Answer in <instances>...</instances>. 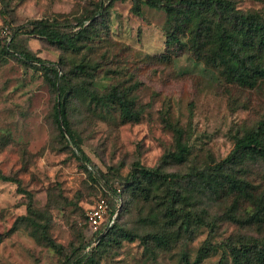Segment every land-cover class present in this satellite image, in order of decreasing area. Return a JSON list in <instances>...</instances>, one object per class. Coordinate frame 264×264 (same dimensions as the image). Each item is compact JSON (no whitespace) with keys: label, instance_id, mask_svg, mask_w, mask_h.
<instances>
[{"label":"rangeland","instance_id":"obj_1","mask_svg":"<svg viewBox=\"0 0 264 264\" xmlns=\"http://www.w3.org/2000/svg\"><path fill=\"white\" fill-rule=\"evenodd\" d=\"M135 1L0 0V175L12 179L0 176V264H233L232 244L264 243V221L243 227L231 218L233 198L184 207L193 210V233L153 222L149 204L133 200L127 188L121 211L119 194L136 163L179 174L181 186L196 192L193 172L215 167L236 137L264 123V81L254 89L228 83L196 61L185 39L169 47L166 11L138 0L137 15ZM231 1L243 12L264 13V0ZM35 21H48L47 33L72 37L74 45L33 33ZM23 51L53 63L73 84L105 94L128 89L140 121L122 124L119 108L94 109L86 92L74 94L69 112L79 150L61 136L58 95L43 66L25 61ZM79 65L85 74H74ZM165 118L188 132L192 153L185 164L169 159L175 140ZM245 173L264 190V162ZM100 199L109 207L106 223L119 208L115 223L133 240L101 245L106 223L96 233L88 222ZM233 213L247 217L240 204ZM155 234L171 241L169 250L155 244ZM205 247L210 253L201 256Z\"/></svg>","mask_w":264,"mask_h":264},{"label":"trees","instance_id":"obj_2","mask_svg":"<svg viewBox=\"0 0 264 264\" xmlns=\"http://www.w3.org/2000/svg\"><path fill=\"white\" fill-rule=\"evenodd\" d=\"M148 4L161 7L167 13L171 28L166 41L169 47L182 43V39H185L184 43L190 48L196 61L215 71L228 83L254 89L264 81L263 12H243L231 0H149ZM135 5L134 12L140 15L138 0ZM49 26L48 21H35L32 32L44 35L50 43L64 48L74 45L72 37L56 32L47 33ZM21 56L27 62H36L43 66L46 81L58 95L54 117L61 136L65 140V128L79 150L83 151L81 141L72 129L69 112L70 98L74 94L81 95L86 92L94 109L102 111L119 108L122 124L140 121L142 112L135 109V102L128 89L120 91L113 88L106 94L100 93L96 88H87L85 84L71 83L69 75L62 73L51 62L36 59L30 52L23 51ZM85 73L86 69L82 65L74 69L76 75ZM67 82L70 86L65 85ZM165 124L172 130L175 140V151L169 154V159L176 164H185L192 153L188 132L166 118ZM259 162H264V123H259L236 137L231 153L215 167L193 172L190 177H194L192 185L197 189L196 192L181 186L180 182L184 177L179 174L166 173L161 167L146 168L141 163H136L126 179V187L119 194L122 198L121 211L127 203L124 197L127 188L133 200L141 196L149 204V219L167 223L171 227L178 226L187 233L195 230V216L193 210L184 213L183 208L196 209L206 199L228 201L233 198L229 215L234 222L243 227L259 224L264 221V190L260 191L258 186L246 178L245 173L249 164ZM0 176L5 181H12L9 177ZM236 204L244 206L247 214L245 219L233 213ZM24 219L37 226L33 220L27 217ZM198 221L201 223L200 217ZM27 227L29 228L28 225ZM32 236H37L35 231H32ZM150 237L161 249H170L171 241L166 236L155 234ZM98 238L96 234L92 240L96 241ZM101 238V245L107 239L121 244L123 240H133L135 235L114 223ZM48 242L53 247L56 246L54 241ZM230 248L233 264H264V243L240 241L232 244ZM209 251L205 247L201 256H207ZM81 262L84 260L77 264Z\"/></svg>","mask_w":264,"mask_h":264},{"label":"built area","instance_id":"obj_3","mask_svg":"<svg viewBox=\"0 0 264 264\" xmlns=\"http://www.w3.org/2000/svg\"><path fill=\"white\" fill-rule=\"evenodd\" d=\"M108 210L109 207L107 202L105 200H100L97 206L90 213H88V222L96 233H99L102 225L106 223L105 216ZM116 214L109 220V222L106 223V227L113 223Z\"/></svg>","mask_w":264,"mask_h":264},{"label":"water","instance_id":"obj_4","mask_svg":"<svg viewBox=\"0 0 264 264\" xmlns=\"http://www.w3.org/2000/svg\"><path fill=\"white\" fill-rule=\"evenodd\" d=\"M59 112H61V110H60V104H59ZM63 131H64V133L69 137V134L67 133V130L65 129V128H63ZM122 204V203H121ZM121 204H120V207H121ZM118 211H119V208H118ZM118 211H117V214H118ZM117 214H116V216H115V218H114V221H113V223L112 224H109L106 228H105V230L103 231V233L100 235V238L114 225V223H115V221H116V217H117Z\"/></svg>","mask_w":264,"mask_h":264}]
</instances>
